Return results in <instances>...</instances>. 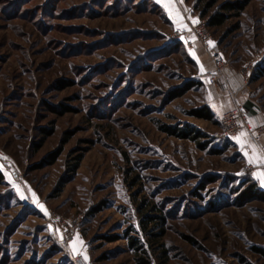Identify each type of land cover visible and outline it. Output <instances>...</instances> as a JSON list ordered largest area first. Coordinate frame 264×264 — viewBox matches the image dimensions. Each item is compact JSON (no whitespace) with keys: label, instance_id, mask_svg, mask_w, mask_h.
<instances>
[{"label":"rangeland","instance_id":"1","mask_svg":"<svg viewBox=\"0 0 264 264\" xmlns=\"http://www.w3.org/2000/svg\"><path fill=\"white\" fill-rule=\"evenodd\" d=\"M207 1L0 0V264H264V199L241 195L256 143L197 114L221 87L264 120V0L209 25L217 82L195 30ZM186 122L206 148L161 128ZM144 213L164 223L158 240Z\"/></svg>","mask_w":264,"mask_h":264},{"label":"trees","instance_id":"2","mask_svg":"<svg viewBox=\"0 0 264 264\" xmlns=\"http://www.w3.org/2000/svg\"><path fill=\"white\" fill-rule=\"evenodd\" d=\"M218 0H209L206 3V6L202 10L203 16H208V24L210 26H221L225 24L229 18L234 17V16H239L242 14V12L245 10L247 5L249 4L250 0H225L220 5L218 8L213 11L212 13L210 12V8L217 2ZM261 70V69H260ZM256 73V72H255ZM264 74V73H261ZM245 105L247 108H249V111H252L253 109V103L251 100H247L245 102ZM197 114L199 116L205 117L207 119H214L216 120V113L215 111L208 105L205 104L204 106L200 107L199 110L197 111ZM161 128L172 134L176 135L180 138H189L194 141H196L199 146L202 148L207 147L208 141H202L201 138L205 135L204 131H202L200 128L196 127L195 125L186 122L183 125L180 124H168L164 123L161 124ZM82 154H79L76 157V161L72 163V166L68 167V176H73L75 171L78 169L80 166V163L82 161ZM54 158V157H53ZM49 162H54L49 161ZM5 175L4 173L0 170V183L4 181ZM70 178V177H68ZM68 178H63L60 182L61 185H64V182L68 180ZM246 183L248 185L243 189L241 195L246 199H253V198H261L264 199V187L260 184V182L255 179L252 176L247 177ZM156 209V206H153L154 210ZM143 219H142V229L150 235V237L155 238V240H158L161 238L166 230L164 223L160 222L159 220H156V224L154 226H151V223L155 221V216L151 213H144L143 214ZM160 218L164 220V216L160 215ZM133 239L131 240V245L135 250H143L146 254H149V249L146 248V246L138 239V237H132ZM259 252H261L264 255V249L257 246L256 247ZM152 259L150 257H142L140 259V263L142 264H151Z\"/></svg>","mask_w":264,"mask_h":264},{"label":"built area","instance_id":"3","mask_svg":"<svg viewBox=\"0 0 264 264\" xmlns=\"http://www.w3.org/2000/svg\"><path fill=\"white\" fill-rule=\"evenodd\" d=\"M195 30L198 37L207 48V50L211 53L216 63L217 70L215 69L214 72L208 74L209 81L217 82L219 80L228 79V76L224 71V67L227 65V62L224 59L222 53L215 48V45H213L212 33L209 28L207 19L199 20V22L195 26ZM254 67L255 66L252 64L250 67L251 70H254ZM220 121L223 126L224 134L229 137H234L238 134L239 131L246 129L257 141H261L262 138H264V120L259 125L254 124L250 119L249 111L245 109L242 104L233 106L225 111L220 116ZM261 147L264 150V144H262ZM80 223L81 217H78L70 223L62 222V225L64 227V238L68 242H71L75 239V235L80 227ZM73 258L79 264H89V261L83 254H76Z\"/></svg>","mask_w":264,"mask_h":264},{"label":"crops","instance_id":"4","mask_svg":"<svg viewBox=\"0 0 264 264\" xmlns=\"http://www.w3.org/2000/svg\"><path fill=\"white\" fill-rule=\"evenodd\" d=\"M209 100L213 106V110L218 115H222L225 111L231 108L229 95L226 94V91L222 90L221 87L212 90ZM248 135H250L253 141L257 144H255V147L250 146L252 148L249 155V167L253 176L258 179L262 187H264V151L260 147L259 142L256 141L252 134L246 129L239 131L233 138L239 137L240 139H245ZM253 149H255V151H253ZM250 158H252V162H250Z\"/></svg>","mask_w":264,"mask_h":264},{"label":"snow or ice","instance_id":"5","mask_svg":"<svg viewBox=\"0 0 264 264\" xmlns=\"http://www.w3.org/2000/svg\"><path fill=\"white\" fill-rule=\"evenodd\" d=\"M167 6V5H166ZM253 151H255V149H253ZM250 162H252V158H250ZM41 207H43L42 205H41Z\"/></svg>","mask_w":264,"mask_h":264}]
</instances>
